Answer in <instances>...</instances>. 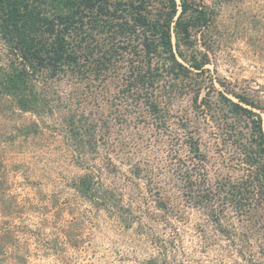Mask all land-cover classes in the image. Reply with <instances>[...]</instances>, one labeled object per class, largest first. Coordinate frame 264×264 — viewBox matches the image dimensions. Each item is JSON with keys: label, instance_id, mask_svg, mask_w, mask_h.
I'll use <instances>...</instances> for the list:
<instances>
[{"label": "rangeland", "instance_id": "obj_1", "mask_svg": "<svg viewBox=\"0 0 264 264\" xmlns=\"http://www.w3.org/2000/svg\"><path fill=\"white\" fill-rule=\"evenodd\" d=\"M204 1L217 12L208 72L173 92L162 83L159 116L124 94L123 66L113 82L70 73L53 81L54 114L0 119L8 135L15 125L42 127L5 149L7 193L19 209L0 211V239L6 228L15 237L0 264H264L258 216L244 219L234 201L246 173L229 102L237 100L226 95L235 91L264 108V0ZM0 58L6 67L1 43ZM214 79L225 88L217 82L213 88ZM90 172L107 203L74 189ZM205 185L215 193L209 203L192 192ZM39 195L54 205L51 222L31 210L29 201ZM62 232L70 244L58 240Z\"/></svg>", "mask_w": 264, "mask_h": 264}, {"label": "trees", "instance_id": "obj_2", "mask_svg": "<svg viewBox=\"0 0 264 264\" xmlns=\"http://www.w3.org/2000/svg\"><path fill=\"white\" fill-rule=\"evenodd\" d=\"M216 18L215 8L204 0H0V43L9 62L4 67L0 58V119L54 114L53 81L70 73L84 82H113L120 80L117 70L123 66L128 70L122 79L124 94L130 93L159 116L162 83L173 92L176 84L208 72ZM197 47L205 51L199 53L201 57L195 53ZM183 49L191 51L192 57ZM211 82L215 89L216 82L225 88L219 79ZM226 95L237 100L229 102L246 173L234 201L244 219L257 215L264 231V108L235 91L228 90ZM41 129L34 121L11 126L9 135L0 132V211L6 216L19 209L15 202L13 210L7 193L8 141L29 139ZM194 149L199 152L198 146ZM97 180L94 172L86 173L74 181V189L86 199L107 203L105 189ZM192 192L203 203L215 198L206 185ZM47 200L39 195L29 201L32 212L44 216L43 223L51 222L48 210L54 206ZM4 230L0 254L7 256V242L15 246V237L12 229ZM69 238L64 232L58 235L63 245L70 244Z\"/></svg>", "mask_w": 264, "mask_h": 264}]
</instances>
